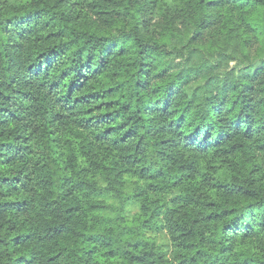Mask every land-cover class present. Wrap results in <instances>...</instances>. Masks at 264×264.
I'll use <instances>...</instances> for the list:
<instances>
[{"label":"trees","instance_id":"16d2710c","mask_svg":"<svg viewBox=\"0 0 264 264\" xmlns=\"http://www.w3.org/2000/svg\"><path fill=\"white\" fill-rule=\"evenodd\" d=\"M0 264H264V0H0Z\"/></svg>","mask_w":264,"mask_h":264}]
</instances>
